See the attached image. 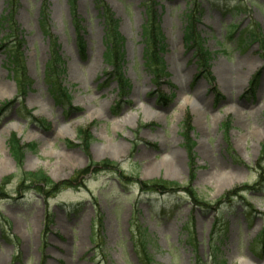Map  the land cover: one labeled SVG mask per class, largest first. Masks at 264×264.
Segmentation results:
<instances>
[{
	"label": "rangeland",
	"instance_id": "rangeland-1",
	"mask_svg": "<svg viewBox=\"0 0 264 264\" xmlns=\"http://www.w3.org/2000/svg\"><path fill=\"white\" fill-rule=\"evenodd\" d=\"M9 1L0 0V264H146L132 236L142 230L153 264H212V240L223 264H264V53L246 36L264 32V0H15L29 81L19 89L8 65L15 38L6 37L17 28L1 25ZM148 2L166 39L160 83L144 65ZM193 3L213 83L184 41ZM105 8L124 39L126 96L105 60ZM52 39L66 62L68 105L45 79ZM14 133L37 144L24 172L72 185L22 184ZM158 180L181 188L141 190Z\"/></svg>",
	"mask_w": 264,
	"mask_h": 264
},
{
	"label": "trees",
	"instance_id": "trees-1",
	"mask_svg": "<svg viewBox=\"0 0 264 264\" xmlns=\"http://www.w3.org/2000/svg\"><path fill=\"white\" fill-rule=\"evenodd\" d=\"M13 2V0H12ZM12 2L8 4V8L5 9L11 10L8 15H4L1 18V25L3 27H16L18 33H10L7 34V39L11 40L15 38L13 41L14 45L10 49L9 52V60L8 65L10 67V71L14 76V79L17 83V88L19 89L21 86H24V84H29V81L26 80V70H24V67H20V63H22V56H20V53L18 49V42L16 41L19 38V27L17 26L15 20L11 16L13 11H15L16 1L14 0V4ZM191 4V3H190ZM148 10H147V19L149 21L144 25L143 27V41H144V65L147 67L148 70H150L153 75L155 76L156 82L160 83L161 79L164 78L165 75H168L166 73V67L165 62L161 54L165 50L166 46V39L164 36L163 31L160 28L158 17L155 14V11H152V4L148 2V5L146 4ZM193 12L189 14L188 23L186 25L185 31H184V41L186 44V47L188 49L194 50V57L197 60V64L199 65V68L201 69L199 76L201 75H207L208 78H210V81L213 83L215 78L210 73V61L212 60V56L210 51L205 47V40L201 36V33L197 30V22L199 21V17H197V14L199 13V9L196 7V5L193 3ZM47 7H44L43 9V15H46ZM105 23H106V29H105V38L104 42L106 45L107 52L105 53V60L108 64L112 65L114 67V71L111 73V79L115 78L117 79V82L119 83L122 91L121 94L123 96H126L128 93V89L130 88V85L127 81V78L123 74V61H124V52H123V44L124 39L118 32V21L113 18L112 13L110 12L109 8H105V13L103 16ZM259 30V27H257ZM47 35L48 31L45 30ZM262 32V31H261ZM250 31L246 36H249L248 38L253 39L255 42H258L260 44V50L264 53V32L261 33ZM247 39V37H246ZM15 42L17 44H15ZM52 45H51V56L50 59L47 61L45 65V79L48 82V90L52 98L56 103H59L60 105H68L70 104L72 100V96L68 89L65 87L61 75L65 72L66 62L64 60L63 55L60 53V45L56 42L55 39H52ZM80 47L82 50V56H85V47L82 45L83 43H80ZM264 55V54H263ZM28 78V77H27ZM116 81V80H115ZM254 82H251L252 86L250 90L254 91V86L256 85L255 79L252 80ZM159 101H165L168 100V96L164 93H160L158 97ZM1 109V108H0ZM191 115L188 114L183 124L186 128H192L191 126ZM80 137L82 138V142L84 144H88V139L91 138V134L88 130L80 129ZM8 146L10 148V153L12 157L14 158L15 162L17 163V166L19 168L20 173L22 174L21 181L22 184H25L26 187L29 186V184H39L44 183L46 184L47 188L51 187V190H59L64 185H72L71 181H63L60 183H52L47 176V174L43 171H37V172H24L21 168L23 167V162L25 155L28 151H35L37 144L36 143H22L21 139L17 136L16 133L11 135L10 139L8 140ZM104 166H107V162H103ZM102 165V164H101ZM115 167V164H113V167ZM89 169V168H88ZM25 176V179L24 177ZM21 184V185H22ZM141 190L143 191H151V192H158L161 194H167L179 191L181 188L180 184L177 183H171L166 181H155V182H140ZM35 189L43 193L45 188H42L41 186L36 185ZM50 190V191H51ZM0 192L4 193L2 189L0 188ZM49 219V218H48ZM102 226V223H100ZM138 231L140 229L138 228ZM135 240L137 251L141 257V260L143 263L146 264H153L152 255L149 252V242H150V234L146 230H142L139 232V234L132 235ZM188 243L194 246V242L191 239V235H188ZM212 248V255L211 260L212 264H223L225 261H222L220 259L217 251L218 247L215 245L214 240L210 243ZM214 252V254H213ZM196 264H202L200 260Z\"/></svg>",
	"mask_w": 264,
	"mask_h": 264
},
{
	"label": "bare ground",
	"instance_id": "bare-ground-1",
	"mask_svg": "<svg viewBox=\"0 0 264 264\" xmlns=\"http://www.w3.org/2000/svg\"><path fill=\"white\" fill-rule=\"evenodd\" d=\"M143 113H144V115H145L146 118H150V114H151L150 111H148V110H143ZM123 121H124V120H118L116 123H117V125H121Z\"/></svg>",
	"mask_w": 264,
	"mask_h": 264
}]
</instances>
